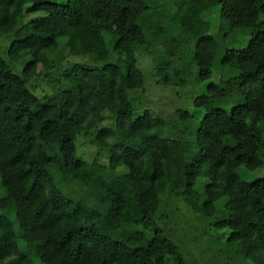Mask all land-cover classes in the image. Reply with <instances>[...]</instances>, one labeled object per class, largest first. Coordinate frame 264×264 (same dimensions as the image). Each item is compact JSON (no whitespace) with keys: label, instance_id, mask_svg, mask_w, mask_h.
Masks as SVG:
<instances>
[{"label":"trees","instance_id":"trees-1","mask_svg":"<svg viewBox=\"0 0 264 264\" xmlns=\"http://www.w3.org/2000/svg\"><path fill=\"white\" fill-rule=\"evenodd\" d=\"M0 35V264H188L180 205L227 236L215 264H264V179L243 180L264 167V0H0ZM141 52L161 88L216 70L203 115L135 117Z\"/></svg>","mask_w":264,"mask_h":264},{"label":"rangeland","instance_id":"rangeland-1","mask_svg":"<svg viewBox=\"0 0 264 264\" xmlns=\"http://www.w3.org/2000/svg\"><path fill=\"white\" fill-rule=\"evenodd\" d=\"M219 11L220 6H215L205 14V18L210 22L212 27L214 26V29H216L217 26L219 27V23L221 22V19L217 17V15L219 16ZM41 15L42 13L39 12L33 14L31 17H40ZM211 35L217 40H220V38L223 36V34L221 36H218L217 30H211ZM236 39L239 43L242 41L240 36H236ZM242 44L243 46H246V44ZM238 45H231V47H237ZM9 46L10 39L6 38V36L0 35V58H7V50ZM240 47H242V45ZM57 57L59 60H65V62L67 63L89 61L88 58H79L72 55L65 45H62L60 47ZM137 58L138 66L142 70L144 75L145 88L138 94L140 100L138 102H135L134 104L136 108V118L143 115L145 110H150V112L151 110H153V113L157 114L156 116L165 118V120L170 123L176 120V111L179 109H185L190 111L191 113L200 111L202 109V106L201 104L197 105V102L201 100L197 101L196 98H199L200 96L205 95V93H208L209 83H216L217 81H219V76H217L216 70L210 80L200 81L198 79V71L193 68V75L190 77V81L185 88H161L160 85L158 87V84H155L156 78L153 77L154 64L152 58L149 55H145V53L143 52L138 53ZM52 73L54 75V71ZM47 80L48 79L45 78V73L41 72L33 83H36V81L37 83L47 82ZM195 99L196 102H194ZM200 112L201 115H203V110ZM112 119L113 118L111 115L105 114L103 124L110 125ZM168 135H171V133H168ZM178 135H180V132H178ZM90 142L91 135L80 137L77 143L79 156H82V158L87 161H91L93 159L96 150L90 144ZM258 179H264V167L255 172L248 173L247 176L243 177V180L248 183H252ZM204 181L205 183L207 182L206 179H199L197 181L196 190H200L202 188ZM84 193L85 192H83V194ZM175 214L176 217L174 218V223L176 225V228L174 230V235L176 236L177 240H182L181 246L184 247L185 253L191 255L188 264H215L214 260L217 254L216 251L225 255L224 247L227 236L222 239L221 236L217 237L221 232L212 231L211 233L214 243L212 245L210 243V236L205 233L207 231V225L206 223L201 221L200 217L193 214L191 215L184 205H180ZM160 226L165 227L164 224H161ZM212 246H214V249L212 248ZM228 253L226 257H229ZM232 263L237 264V262L234 261ZM245 263L250 264L248 262Z\"/></svg>","mask_w":264,"mask_h":264}]
</instances>
